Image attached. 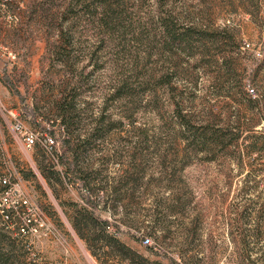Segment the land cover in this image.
Listing matches in <instances>:
<instances>
[{"label": "rangeland", "instance_id": "obj_1", "mask_svg": "<svg viewBox=\"0 0 264 264\" xmlns=\"http://www.w3.org/2000/svg\"><path fill=\"white\" fill-rule=\"evenodd\" d=\"M122 2L123 14L110 32L100 25L94 8L74 20L63 13L69 0H1L0 177L17 182L16 196L28 201L25 211L35 218L37 231L22 235L10 219L5 225L29 264H98L69 220L73 208L67 203H83L81 184L68 178L61 158L54 160L42 145L29 147L22 138L26 131L53 135L58 155L71 158L64 140L77 145L75 136L92 133L103 113L102 124L110 130L83 155L100 177L113 181L121 174L123 165L116 161L127 163L136 145L155 166L158 161L166 167L177 165L172 181L164 176L135 194L143 200L133 208L139 219L153 225L152 216L158 213L161 230L157 235H150L148 228L132 230L136 236L123 230L117 234L120 239L154 261L173 257L177 264H250L241 255L238 232L260 227L262 239L253 244L257 251L253 258L264 264V154L250 148L255 135L263 137L259 145L264 141V0ZM169 9L181 19V26L183 22L211 29L230 27L238 48L234 52L230 41L200 43L194 38V47L204 44L206 52L195 48L193 56L192 50L182 47L163 49L166 40L158 17ZM69 25L72 45L67 44L69 31L62 36V27ZM224 57L232 70L216 78ZM159 77L169 83L158 86ZM124 82L136 89L129 100L116 97ZM62 95L73 99L79 112L70 133L57 114L56 101ZM175 100L184 101L198 121L211 119L229 128L238 124L242 135L211 154L197 153L177 136L171 104ZM131 114L133 123L127 116ZM212 155L215 159L208 160ZM183 158L187 165L180 170ZM38 163L59 172L62 183L53 179L56 194ZM177 196L181 199L175 202ZM246 206L255 209L249 221L231 226ZM109 231L114 233L115 228ZM144 235L152 245L143 244Z\"/></svg>", "mask_w": 264, "mask_h": 264}, {"label": "trees", "instance_id": "obj_2", "mask_svg": "<svg viewBox=\"0 0 264 264\" xmlns=\"http://www.w3.org/2000/svg\"><path fill=\"white\" fill-rule=\"evenodd\" d=\"M158 1L160 2L163 0ZM92 2L91 0H69L67 10L63 11V13H67L66 15H70L72 20H74L86 13L89 14L91 10H93L92 8H94V12L100 15V25L106 27L110 32L115 31V26L117 24L115 22L118 16L123 14L121 8V4L123 3L122 0H92ZM159 5L162 6V3ZM75 7L80 8V12H76L74 9ZM72 12H74L73 15ZM163 12L165 11H160L158 18L162 34L165 36L166 40L165 48H163L165 50L167 49L172 52L174 48L182 47L183 51L186 49L194 51H191V55L195 56V48L199 50L201 48L202 50V48H205V45L200 44L201 46L194 47V38L200 43L207 39H213L214 41L223 40L227 43L230 41V43L233 44L232 49L234 52L238 48L237 46H239V44L236 43L237 36L235 31L228 26H218L211 29V27H203L202 25L183 22L181 26L179 23L181 19L178 18V15L175 14L173 9L166 10L165 13ZM72 27L73 25H69L67 29L62 27V36L68 31L70 32ZM70 33L71 35L67 38V44L72 45L74 34L72 31ZM60 48L65 50L64 45H61ZM204 52H206V48L203 50V53ZM220 65L221 66L218 67L215 74L216 78L232 70L230 61L225 57L223 58V64ZM157 80V84H159L158 86L160 87L169 83V79H163V77H159ZM122 84L123 85L118 87L119 89L116 91V97L118 99L129 100V98L135 96L136 89H134L130 83L124 82ZM152 92L155 93L154 95L156 96V91L152 89ZM171 104L173 106V117L179 127L177 130L178 138L182 139L188 148L195 150L197 153L203 152L211 154V152H214L215 148L225 144L226 141L233 142L238 140L243 133L238 124L229 128V126L218 124L211 119L201 122L198 121V117L190 112V109L185 107V103L182 100H175ZM56 109L63 127L69 132L71 127L76 125V119L79 117L76 102L73 99L70 100L68 96L62 95L56 101ZM127 116L128 120L133 123L134 115L131 114ZM104 118L102 113L99 124L96 125L93 132L88 134L87 137L82 138L81 134L75 136V139L78 141L77 145L72 147L69 145V139L64 140L67 144V151L71 153V158H66L64 155L60 157L58 153L56 155L57 159L60 160L61 158V162L65 164V172L68 178L73 182H78L83 188V203H67V205L73 208V213L71 215L69 214V220L78 237L85 242L87 249L98 259H103L104 263H106L107 257L118 256L123 260L128 259L130 264H164L158 260L151 261L144 257L139 251L123 243L117 234L123 230L132 233V230L140 231L144 228H148L150 235H157L162 228L158 213H154V217L152 216L151 222H154L153 225H146L145 220L139 219L137 210L133 209L136 205L143 203V200H138L135 194L153 181H162L164 176L167 178L171 177L169 180L172 181V176L175 174L177 165L166 167L163 161H158L154 162L156 163L155 166L146 159L147 155L143 152L144 148L137 147L136 145L133 147L132 152L129 151V161H127V163L116 161L123 165L121 171L120 168L118 170L121 174L119 173V175L113 177V181L109 176L100 177L99 174L101 173H98L99 170L94 169L93 164L86 161L83 155L89 146L96 142L98 138L104 139L105 131L110 130L102 124L104 123ZM118 123L123 125L122 120H118ZM261 138L263 137L255 135V141L250 143L251 151L264 154V141L259 145ZM184 158L180 170L187 165ZM207 159L214 160L215 156L212 155L207 157ZM38 167L41 174L47 179L54 194H56L53 179L62 183L59 172L54 170V166L43 165L42 163H38ZM145 178H147L146 181ZM0 187L1 192L5 187L1 184ZM180 199L181 197L177 196L175 202L180 201ZM232 207L239 209L238 205H232ZM254 211L255 209H252V207H244V209L239 212V216L233 218L230 223L231 226L232 224L234 226V223L236 225L239 224L244 219L249 221ZM104 214H106V216ZM9 216L10 220H15L14 225L19 232L17 215L12 212ZM198 219L199 217H197L195 221ZM4 221L6 222L0 214V264H29L26 261L22 247L16 238L11 235V232L8 230L9 227L5 225L6 223ZM111 226L115 228L114 233L109 231ZM237 228V230H239L240 227L238 226ZM244 231L245 233L241 231L238 232L240 236L238 244L241 246L240 249L243 250L241 255L245 261L250 262V264H256L253 254L257 251H255L256 247L253 244H256L257 240L262 239V231L260 227L253 229L248 228L244 229ZM232 234L233 232H231V236ZM133 236H136V234L134 233ZM144 237H146V235H144L143 238ZM233 240V242H235L234 237ZM104 247L106 250H104V254L101 255L100 251ZM168 260V264H177L173 257H169Z\"/></svg>", "mask_w": 264, "mask_h": 264}, {"label": "built area", "instance_id": "obj_3", "mask_svg": "<svg viewBox=\"0 0 264 264\" xmlns=\"http://www.w3.org/2000/svg\"><path fill=\"white\" fill-rule=\"evenodd\" d=\"M1 4L0 0V6ZM250 47V44H246ZM254 92V89H250ZM17 129L23 132L24 126L21 123L17 124ZM24 143L32 147L35 144L42 145L47 153L54 159H57L58 142L55 136L47 133L26 131L23 135ZM0 184L5 188L0 192V214L4 220L10 219V213L14 212L19 218V233L22 235L29 234L31 231H37L35 218L30 217L29 212L26 213L25 209H29V203L26 199L16 196L18 189L17 182H12L9 177H0ZM143 244L152 245L153 241L150 237L146 236L143 239Z\"/></svg>", "mask_w": 264, "mask_h": 264}, {"label": "crops", "instance_id": "obj_4", "mask_svg": "<svg viewBox=\"0 0 264 264\" xmlns=\"http://www.w3.org/2000/svg\"><path fill=\"white\" fill-rule=\"evenodd\" d=\"M121 241L123 242V243H125L127 246H129V243H128V241L127 240H122L121 239ZM144 257H146V258H148L149 260H151V261H154V259H152V258H150V257H147V256H145V255H143ZM175 261H177V259H174ZM111 261H119L120 262V264H128V259H125V260H123V259H120V257H118V256H110V257H107L106 258V263H104L103 262V259H99L98 261H96V262H98V264H110L109 262H111ZM168 261L169 260H161L160 262H162V263H164V264H168ZM167 262V263H166Z\"/></svg>", "mask_w": 264, "mask_h": 264}]
</instances>
